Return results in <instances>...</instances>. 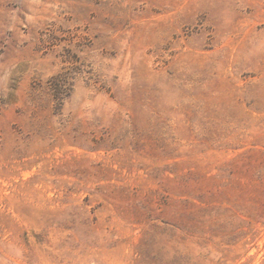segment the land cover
Wrapping results in <instances>:
<instances>
[{
    "label": "rangeland",
    "instance_id": "374dc122",
    "mask_svg": "<svg viewBox=\"0 0 264 264\" xmlns=\"http://www.w3.org/2000/svg\"><path fill=\"white\" fill-rule=\"evenodd\" d=\"M0 264H264V0H0Z\"/></svg>",
    "mask_w": 264,
    "mask_h": 264
}]
</instances>
